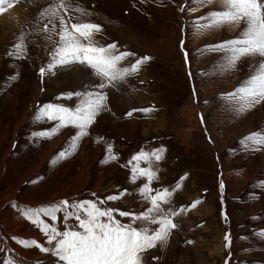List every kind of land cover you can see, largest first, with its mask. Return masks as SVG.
<instances>
[{
  "label": "rangeland",
  "instance_id": "1",
  "mask_svg": "<svg viewBox=\"0 0 264 264\" xmlns=\"http://www.w3.org/2000/svg\"><path fill=\"white\" fill-rule=\"evenodd\" d=\"M64 2L71 5L66 20L79 17L97 24L100 32L93 39L99 45L115 44L116 54L130 53L120 61L129 73L95 89L100 77L86 65L70 62L48 71L52 41H58L53 24L58 31L59 21L47 10L60 0H14L5 9L20 6L22 13L0 19V248L6 250L0 261L7 254L14 264H54L50 253L13 242V237L35 239L48 247L46 237L23 218L22 208L116 194V200L100 206L115 210L121 223L131 222L119 211L139 215L149 207L138 196L146 178L130 182L136 163L131 157L163 149L159 161L153 157L140 167L156 171L151 187L173 193L164 209L176 213L170 217L175 227L166 242L141 254L143 264H264V237L259 235L264 231V144L248 139L264 136V101L240 111L230 98L255 74L258 58L241 57L226 67V54L212 48L237 38L243 22L197 31L211 12L223 10L219 0ZM76 7L87 15L73 11ZM18 43L24 45L22 58L9 55ZM143 57L150 59L132 72L131 65ZM40 68H45L43 75ZM76 90L102 91L106 100L88 134L61 158L59 152L70 148L77 130L65 126L51 135H34L58 124L41 117L39 109L45 104L74 107L79 99L67 93ZM109 144L115 160L107 153ZM185 158L195 165L188 168L190 177L179 161ZM174 162L177 167H171ZM61 219L57 226L62 229ZM133 226L150 232L158 227L139 220Z\"/></svg>",
  "mask_w": 264,
  "mask_h": 264
},
{
  "label": "snow or ice",
  "instance_id": "2",
  "mask_svg": "<svg viewBox=\"0 0 264 264\" xmlns=\"http://www.w3.org/2000/svg\"><path fill=\"white\" fill-rule=\"evenodd\" d=\"M13 2L14 0H0V13L12 7ZM208 2L211 3L212 0ZM219 3L223 10L211 12L207 17L208 23H198L196 27L197 31H200L225 23L239 25L243 22L244 27L237 38L212 46L213 50L226 54L224 64L226 67L233 66L241 57L258 58L255 74L237 87L230 96L239 104V110L243 111L264 101V0H219ZM70 9V4L60 0V3L47 10L53 20L59 21L58 31L53 24V32L58 36V41H52L51 62L47 70L52 71L56 66L70 62L86 65L95 76L100 77V82L92 86L95 89H104L105 82L114 85L123 80L129 73V68L120 67V61L130 53L123 51L116 54L115 44L99 45L93 37L95 33L100 32V27L95 23L80 22L79 17H76L77 22H73L71 16L66 20L65 16H68ZM72 10L87 15L79 7ZM15 48L17 51L9 55L22 58L23 43L16 44ZM187 55L185 53L186 61ZM149 59V57L137 59L131 65V71H137L139 66ZM44 72L45 68H40V74L43 75ZM72 96L79 99L74 107L59 104L43 105L39 109V115L46 117L49 121H58V124L47 132L34 133L43 137L65 126L76 129L77 131L71 137L70 148L59 152L61 158L70 154L71 149L77 147L80 138L88 134L89 126L102 111L106 100V95L102 91L94 90H76L67 93V97ZM248 139L256 144H264V136L253 135ZM163 151V149H157L152 153L140 151L131 157V160L136 163L131 168L130 182L146 178L147 183L138 188V196L149 205L139 215L119 211V216L129 217L131 222L121 223L114 218L115 210L100 206L106 201L116 200L118 198L116 194H110L98 201L85 199L69 203L68 200H60L48 205L20 210L23 218L34 224L46 237L44 243L48 247L35 239L13 237V242L23 248L35 247L41 253H50L52 257H55L54 264H143L141 254L156 246L157 242H166L170 230L175 227L170 217L176 213L164 209V205L171 203L173 193L167 187H151L152 181L157 179L156 171L150 167H140L141 161L149 163L153 157L159 161ZM107 153L111 159H117V156L113 155L111 144L107 147ZM179 187L177 183L176 188ZM192 207H195V203ZM58 219H61L62 229L57 226ZM70 220H74L75 224L69 223ZM137 220L158 227L151 232L147 227L138 229L133 226ZM259 235L264 237V231ZM225 240H229L228 235L225 236ZM11 251V249L7 250L8 253ZM0 252H6V250L0 248ZM0 264H14V261L5 254Z\"/></svg>",
  "mask_w": 264,
  "mask_h": 264
},
{
  "label": "crops",
  "instance_id": "3",
  "mask_svg": "<svg viewBox=\"0 0 264 264\" xmlns=\"http://www.w3.org/2000/svg\"><path fill=\"white\" fill-rule=\"evenodd\" d=\"M134 120H136V123H138L139 122V120H138V118L136 117V119H134ZM149 119H147V121H148ZM145 121V120H144ZM133 122V121H132ZM141 122V121H140ZM132 124V123H131ZM120 127V129L122 130L123 129V131H125L127 128H124V126L123 125H121V123L120 124H118V128ZM119 131V130H118ZM120 132V131H119ZM146 132H147V130H146ZM132 133H135V131H133ZM145 137V136H144ZM154 139H156V138H154ZM158 139H159V142H162L160 139L161 138H159L158 137ZM153 140V139H152ZM167 144V143H166ZM170 148H172V145L170 144V145H168ZM126 154H128V153H122V155H126ZM167 159H171L172 157H173V155H172V151L169 149V148H167ZM180 162H181V164L185 167V170H188L187 172H188V174H189V177L191 176V174H190V170L188 169V168H191V167H195V165H194V163H191V164H187V160H186V158L185 159H181V160H179ZM175 165H176V167L178 166L177 165V162H174L173 164H172V166L171 167H175ZM182 165H179V166H182ZM188 174H186V175H188ZM185 175V176H186Z\"/></svg>",
  "mask_w": 264,
  "mask_h": 264
},
{
  "label": "bare ground",
  "instance_id": "4",
  "mask_svg": "<svg viewBox=\"0 0 264 264\" xmlns=\"http://www.w3.org/2000/svg\"><path fill=\"white\" fill-rule=\"evenodd\" d=\"M22 13V11H21V9H20V6H16L15 8H13V9H9L7 12H4L3 14H1L0 15V19H8L9 18V20H11L12 18H13V16H15V15H19V16H21L20 14ZM7 15V16H6ZM11 18V19H10ZM208 210V209H207ZM10 242V241H9ZM12 245V244H11ZM12 246H14V245H12ZM19 253H21V252H24L23 250H22V248L21 249H18L17 250Z\"/></svg>",
  "mask_w": 264,
  "mask_h": 264
}]
</instances>
